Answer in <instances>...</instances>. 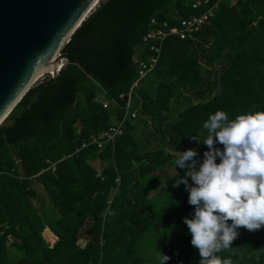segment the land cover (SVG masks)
<instances>
[{"label":"trees","instance_id":"trees-1","mask_svg":"<svg viewBox=\"0 0 264 264\" xmlns=\"http://www.w3.org/2000/svg\"><path fill=\"white\" fill-rule=\"evenodd\" d=\"M195 1H100L62 47L67 63L1 124L0 264H157L142 249L148 233L166 264H199L183 223L194 208L185 185L173 187L186 171L175 153L195 148L203 159V123L217 110L264 111V0H212L201 31L166 38L126 98L136 57L151 55L141 41L150 19L176 25L204 12ZM119 123L112 144L81 148ZM231 246L221 258L264 264V226L240 228Z\"/></svg>","mask_w":264,"mask_h":264},{"label":"clouds","instance_id":"clouds-1","mask_svg":"<svg viewBox=\"0 0 264 264\" xmlns=\"http://www.w3.org/2000/svg\"><path fill=\"white\" fill-rule=\"evenodd\" d=\"M203 129L207 135L202 144L208 150L202 160L195 148L176 151L174 166L186 171L173 187L183 183L194 208L183 223L199 264H233L230 256L221 258L219 253L232 249L240 228L254 233L264 226V111H245L229 119L226 111L217 110ZM170 259L160 251L155 255L157 264Z\"/></svg>","mask_w":264,"mask_h":264},{"label":"water","instance_id":"water-1","mask_svg":"<svg viewBox=\"0 0 264 264\" xmlns=\"http://www.w3.org/2000/svg\"><path fill=\"white\" fill-rule=\"evenodd\" d=\"M102 0H0V126ZM48 70H51L48 72Z\"/></svg>","mask_w":264,"mask_h":264},{"label":"built area","instance_id":"built-area-1","mask_svg":"<svg viewBox=\"0 0 264 264\" xmlns=\"http://www.w3.org/2000/svg\"><path fill=\"white\" fill-rule=\"evenodd\" d=\"M219 1L220 0L217 2ZM211 2L212 0H196L191 4V8L193 10H197L201 7H204V12L199 15L190 16L187 19H182L176 25L171 26L167 21H158L155 18L150 19V30L142 36L141 41L142 43L148 45L151 55L145 60H141L137 57L135 59L137 64V78L132 83L129 92L126 95L128 102L134 90L138 88L141 80H143L155 68L160 56L162 43L166 40V38L174 36L180 40H185L186 38L200 32L202 27L208 22L210 17H212L214 8L217 5V2L215 4H211ZM60 63L64 66L67 63V60L62 58L60 59ZM61 68L62 66H60L58 72ZM123 97V95L120 96V98ZM105 106L106 105H104V107ZM125 114L132 119L136 118L137 116L136 112L130 111L128 109V106L126 107ZM122 133L123 130L121 128V124L119 123L116 126L103 131L99 135L90 136V138L81 145V148L95 146L100 150L106 145L112 144L118 137L122 135Z\"/></svg>","mask_w":264,"mask_h":264},{"label":"rangeland","instance_id":"rangeland-1","mask_svg":"<svg viewBox=\"0 0 264 264\" xmlns=\"http://www.w3.org/2000/svg\"><path fill=\"white\" fill-rule=\"evenodd\" d=\"M45 77H48V76H45ZM43 77V78H45ZM41 78V79H43ZM40 79V80H41ZM168 171L172 174L174 173V169L173 168H168ZM39 193V195L45 199V194L43 193V191L39 190L37 191ZM155 194H157V192H154V193H151L149 196H154ZM79 244L81 246L84 245V242L81 240L79 241ZM141 245H142V249H143V252L145 253V256L151 261V262H157L155 260V255L157 252H155L152 248V235L150 233H148V236H145L143 237V239L141 240Z\"/></svg>","mask_w":264,"mask_h":264},{"label":"bare ground","instance_id":"bare-ground-1","mask_svg":"<svg viewBox=\"0 0 264 264\" xmlns=\"http://www.w3.org/2000/svg\"><path fill=\"white\" fill-rule=\"evenodd\" d=\"M51 70H48V72H50Z\"/></svg>","mask_w":264,"mask_h":264},{"label":"crops","instance_id":"crops-1","mask_svg":"<svg viewBox=\"0 0 264 264\" xmlns=\"http://www.w3.org/2000/svg\"><path fill=\"white\" fill-rule=\"evenodd\" d=\"M37 191H39V190L37 189Z\"/></svg>","mask_w":264,"mask_h":264}]
</instances>
